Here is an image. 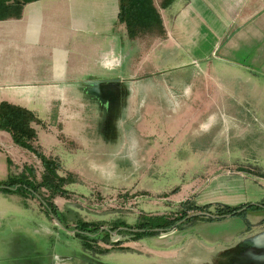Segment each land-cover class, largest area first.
<instances>
[{
  "label": "rangeland",
  "instance_id": "374dc122",
  "mask_svg": "<svg viewBox=\"0 0 264 264\" xmlns=\"http://www.w3.org/2000/svg\"><path fill=\"white\" fill-rule=\"evenodd\" d=\"M262 100H232L244 110L227 116L236 119L237 127L221 137L215 136V125L225 116L215 112L214 119L216 107L210 104H203L200 114L182 115L178 105L169 108L167 100L148 99L133 116L134 126L126 129L127 119L121 132L95 125L82 129L76 123L82 117L105 124L106 117L98 122L92 115L97 106L109 110L107 98L97 103L89 97L81 103L83 111L74 106L71 114L49 116L42 126L53 127L52 138L37 136L38 154L14 142L3 146L12 172L0 183L18 184L0 195L11 196L3 200L7 207L0 216V264H53L59 257L78 264L82 254L91 264H256L242 259L237 246L247 227L242 217L213 223L176 220L185 210L177 204L188 199L199 204L198 193L217 187L219 176H244L246 191L258 201L264 197ZM209 123L214 124L210 130ZM55 191L63 197L51 198ZM18 229L27 236L14 250ZM150 230L153 235L142 234ZM226 236L234 242L227 244ZM179 237L190 252L183 258L165 254ZM17 253L25 258L17 259Z\"/></svg>",
  "mask_w": 264,
  "mask_h": 264
},
{
  "label": "crops",
  "instance_id": "0c3cea01",
  "mask_svg": "<svg viewBox=\"0 0 264 264\" xmlns=\"http://www.w3.org/2000/svg\"><path fill=\"white\" fill-rule=\"evenodd\" d=\"M27 1L18 18L0 20V103L32 112L40 121L33 128L41 138H52L53 127L42 126L49 116L71 114L74 106L83 111L81 103L89 97L97 103L107 98L109 110L97 106L92 115L98 122L106 117L105 124L80 117L76 123L82 129L95 125L121 132L127 119L125 127L131 129L142 104L162 99L169 108L178 105L182 115L200 114L203 104L215 106L212 117L218 112L225 116L216 121L219 137L237 127L236 119L227 116L244 110L232 100L263 102L264 0H152L159 25L143 28L135 37L119 20V0ZM242 123L248 129L244 119ZM12 142L0 130V179L12 172L3 149ZM217 178V187L198 193L199 204L192 199L177 204L185 207L179 216L212 223L242 217L247 224L241 230L244 239L237 243L242 259L264 264V197L258 201L254 192L246 191L244 176ZM8 197L0 196V216ZM224 205L241 207L239 214L218 218L217 206ZM15 235L13 248L19 250L27 235L20 229ZM182 238L165 254L183 258L189 253V246L179 244ZM225 238L228 244L235 237ZM88 257L82 254L76 263L91 264ZM63 258L53 264H70Z\"/></svg>",
  "mask_w": 264,
  "mask_h": 264
},
{
  "label": "trees",
  "instance_id": "16d2710c",
  "mask_svg": "<svg viewBox=\"0 0 264 264\" xmlns=\"http://www.w3.org/2000/svg\"><path fill=\"white\" fill-rule=\"evenodd\" d=\"M27 2V0H0V20L18 18L21 14L22 6ZM119 4V20L125 23L130 37L137 36V33L143 28L152 29L159 25V17L152 6V0H119ZM34 124L38 125L40 121L32 112L6 102L0 103V130L9 133L15 145L38 154V150L34 147L37 139L36 131L33 128ZM17 184L11 180L0 183V191H3L5 188L8 190L11 186H16ZM20 184L22 186L23 182ZM43 184L45 183L43 182L38 187L43 188ZM47 186L50 187L51 185ZM49 194L51 198H54L56 195L63 196V193L59 191L50 192ZM51 205L53 206L52 202ZM217 207L216 216L218 218L237 215L241 209V207ZM185 218V216H181L176 222ZM193 218L191 217L188 220H192ZM173 221L170 220V224H173L171 223ZM172 227H174V224L170 226V228ZM93 230V228L89 229L88 234H91ZM83 232L86 231L84 230ZM153 232L150 230L142 234L153 235Z\"/></svg>",
  "mask_w": 264,
  "mask_h": 264
}]
</instances>
